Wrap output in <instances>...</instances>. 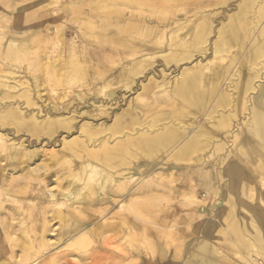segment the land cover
<instances>
[{"label": "bare ground", "instance_id": "bare-ground-1", "mask_svg": "<svg viewBox=\"0 0 264 264\" xmlns=\"http://www.w3.org/2000/svg\"><path fill=\"white\" fill-rule=\"evenodd\" d=\"M45 1L36 0L32 5L38 6ZM206 1L88 0L87 5L90 13L76 16V22L80 24L87 22V27L90 30L95 31L100 26L99 24L105 27L100 32H94L91 37L96 39L98 35L105 34L104 39H101V43L107 45L104 52H107L108 55L105 56L108 57L110 53L113 54L117 50L119 52L120 48H123L129 57L138 55L126 65V69L123 67L118 75L114 73L117 77L123 76L125 82H131L138 74H144L147 82H140L142 90L152 83L154 84L153 88L166 86L165 90H161L164 98L168 95L167 91L170 92L171 99L168 97L169 100L163 99L158 94L161 98L157 102L165 111L156 114L151 119L147 117L150 120L144 122L143 127L146 129L140 133L136 131L134 140L129 134L124 138L115 137L114 139L117 140H111L108 136L97 138L94 135L97 134L96 127L99 129L109 127L112 130L111 134L115 135L117 131L121 130L124 120L128 119L135 123L134 125L137 123L142 126L145 109L136 105L139 102L135 103V100L142 95V90L131 97L128 107L114 112L111 111V108V123L108 124L101 122L96 125L77 124L74 122L76 114L73 116V112L69 117L47 116L43 118L45 122L42 124L34 118V113H29V116L24 115L18 110V107L11 105H3L0 108V122L2 123L0 129H3L4 122H8L13 123L18 129H31L37 133L42 130L50 136L56 133L58 128H64L69 133L66 136L61 133L56 140L48 141L52 147L60 146L58 150L49 152L48 160L51 161V164H44L45 162L42 161L43 164L34 165V162L45 154L43 152L46 151L42 152L41 148L47 146V142L40 140L41 147L36 146L35 149H29L23 144L24 138L16 134L15 130L12 129L13 133L11 134L20 136L16 141L7 138V133L3 135L0 132V151L8 150V153H5L6 156L4 154V160L8 166H13L9 170L4 169V174L1 175L0 190L3 192L5 190L12 191L13 189L9 190L8 187L12 186L13 182H15L16 188L12 194L18 192L20 188H40L43 195L35 196L36 193L33 195L37 199L36 202H39L38 206H42V208L39 207L41 214L43 212L47 214L43 217L40 214V218L36 211L28 210L25 206L27 211L25 210L24 222H27L28 226L22 232L24 236H28L29 246L25 247L8 230L6 236L8 240L4 241H7V246L2 247L5 248L4 255H2L9 256L7 258L0 257V264H264V0H238L235 8L228 12L224 19H217L216 25L213 24L217 11L211 13L209 12L211 10H207L212 6L214 0ZM78 6H67V11L75 15ZM27 7L17 5L15 12H23ZM6 16L9 14L5 13L0 18L5 19ZM33 24L40 25L39 22ZM35 27L27 26L28 29L33 30L24 31L20 35L15 33L6 36L1 31L0 60L3 62L8 60L13 63L12 61H16L27 51L35 49L32 43L39 39ZM121 30L127 31L128 36L119 35ZM212 33L214 34L210 37ZM160 34H165L166 40ZM58 39L60 47L57 52H60L62 45L67 44L68 51L72 56H75V46L64 40L62 32ZM165 46L169 52L162 53ZM101 47L103 48V46ZM94 53L99 58L101 57L98 52ZM98 57L96 58L98 59ZM117 58L119 59L118 56ZM157 58L167 61L165 65H169L168 68H171L170 63L172 62L176 69L175 74L170 77V73H166L164 66L157 69V73H161L163 77L161 81H158L152 73L148 75L150 71L147 72V70L153 67ZM37 62L41 63L44 70L52 68L53 71L47 73L55 80L61 77L63 67L59 66V57L51 62L54 66H50L48 54L39 53L30 61V65ZM0 71L2 72L3 69L0 68ZM5 73L17 74V76L12 78L14 83L0 78V104H2V100L11 96L10 89H15L18 84L25 82L23 73L14 72V70L5 71ZM104 86L103 92L111 105L114 106L121 100L116 94L117 90L111 89L112 86ZM34 87L36 86L34 85ZM166 88L169 89L166 90ZM96 93L97 91H95ZM95 94L92 96L95 97ZM155 94L157 95V93ZM15 104L17 105V103ZM46 105L50 110H58L53 102H48ZM142 105L144 104L142 103ZM102 107L104 106L102 105ZM109 108L106 105L104 111ZM96 113H93L94 116L98 115ZM99 117H101L100 114ZM76 132H78L77 135H75ZM130 145L134 146L132 150L129 148ZM74 157L78 160H71ZM134 160L136 165L130 168V163L132 164ZM60 163L67 164L68 169L56 170L53 175L65 180L62 185L56 181L58 178L54 180L51 174L47 179L42 176V170L46 172ZM156 164L159 166L156 171L157 176L161 179H169L168 176H170L169 183H175L179 192L177 195L184 196V192L188 191L186 193L190 201H184L181 204L190 205L192 212L201 211L207 201L211 202L212 207L218 206L217 212L212 213L209 221L206 220L202 224L205 212L200 213L202 215H198L201 217L198 222L201 221V223L195 229L189 228L194 231L192 234L198 235L199 229L201 232L200 239L198 238L199 240L192 248H189L187 241L188 238L193 239V236L190 237V233L185 232L183 228L188 224L184 221L186 216H177V219L170 218L171 216L165 217L168 213H161V210L150 207L152 205L150 199L158 196L154 192L165 190L160 184L161 181L157 183L151 181L152 183L150 182L148 185L147 180L148 186H133L129 191H126L127 194H130V198L127 197L126 200L129 205L125 203L130 213L128 210L127 212L133 216L137 215L144 224L141 227L144 234L141 241H137L134 237V232L140 228L139 225L132 223L131 226L125 227L123 223L120 227H125L123 232L126 233V239L133 238V240H130L121 249L117 238L119 231H117L116 236H103L99 249L95 248L90 234L96 236L101 231H107L110 226V223H107L108 219H105L104 222L102 220L103 223H97L96 228L95 225L92 227L88 222L75 224L76 221L70 219L72 221L68 223V228L65 231L60 228L50 229L52 227V223H49L50 219L53 217L63 218L64 212L61 213L63 207L64 210L65 208L70 209L79 215V213L83 214L84 210L89 209L91 205H99L98 215L103 214L102 212L107 213L106 208L113 203V196H119L120 192L125 191L126 183L123 178L130 181V179H134L133 175L145 174ZM18 165L22 167L18 169ZM79 178H82L81 184H77ZM17 179L20 180L17 181ZM54 182L57 189L59 188L57 191L54 190L55 184L51 189L50 184ZM165 182L166 180H163V183ZM179 187L185 188L186 191ZM166 190L170 195L177 191ZM20 191L22 192V190ZM201 194L203 195L202 199H200ZM208 196H212L213 199L207 200ZM161 197L164 199L163 196ZM184 197L183 199L186 198ZM220 197V202L215 204ZM165 199L170 200L168 196ZM18 204L19 208L23 207L20 203ZM119 205V209L117 206L116 208L121 212L116 210V213L125 212L124 207L121 206L123 204ZM91 210L93 211V209ZM112 210L114 211V209ZM112 215L114 218L115 214ZM160 215H164V217L160 219ZM127 219L129 220V218ZM38 220H43V223L37 227ZM1 225L3 224L1 223ZM145 225L151 226V231ZM36 230L41 231L40 235H35ZM50 230L56 231L52 239L48 237ZM75 238H81L83 242H86V249H77L78 252H76V249L71 246L72 240ZM64 241L65 243H63ZM63 246L65 248H62ZM16 247L22 251V254L14 255ZM111 250H114L116 254H110ZM75 253H77L78 259L74 257ZM183 255L185 257L181 262Z\"/></svg>", "mask_w": 264, "mask_h": 264}, {"label": "rangeland", "instance_id": "rangeland-1", "mask_svg": "<svg viewBox=\"0 0 264 264\" xmlns=\"http://www.w3.org/2000/svg\"><path fill=\"white\" fill-rule=\"evenodd\" d=\"M34 1H36V0H0V16L4 15L5 13L9 14V16H6L5 19L4 18H2V19L0 18V32L2 31L3 33L6 34V36H10V35L15 34V33H17L16 35H20L24 31L28 32V31L33 30V29H30V28L29 29L27 28V26L32 25V26H36L34 29L38 31L37 34L39 35L38 36L39 39H37L34 43H32L33 44L32 46H34L35 49L29 50L26 53H24L22 56H20L18 58L19 60L17 59L16 61H12L13 63L9 62L8 60L7 61L5 60L4 62L0 60V68L3 69L2 72L0 71V76H1L0 78H5V79H7V82L14 83L12 81V78L17 76V74L16 75L6 74L5 71H9V70H14V72L23 73L25 75V78H24L25 82L22 83V84H18V86H16L17 89L15 88V89H10L9 90L11 96L8 97V98H5L4 100H2V104H0V108H2L3 105H5V106L11 105L12 107L13 106L18 107V110L23 112L22 114H24V115H28L29 113H34V118H36L42 124H44V122H45L43 120V118H45L47 116H54V115L62 116L63 115L64 117H69L72 112L74 114L73 116H75V114H76L75 119L74 118L73 119H74V122L77 123V124L89 123V124H92V125L93 124L96 125V124H99L100 122L101 123H106V124L111 123V111L114 112V111L120 110L123 107L124 108L128 107L131 97L135 96L138 92H140L142 90V88L140 87V82L141 81H143V82L146 81L145 80V76H143L144 74H138L136 77H134L131 80V82L130 81L129 82H125L123 76H122L123 78L121 76L117 77V75L123 70V67L126 69V65L129 64L130 61L134 60L138 55L137 56H133V57H129L127 55V52L124 51L123 48H120L119 49L120 53L117 50L116 52H113V54L110 53L108 57L105 56V55H108V54H106L107 52H104V49L107 48L106 47L107 45L104 44V43H101V39H104L105 34H102L103 36L98 35L96 37V39L95 38L94 39L91 38L93 36L94 32H100V31H102L101 29H104L105 27L102 24H99L100 26L97 29H95V31H93V30H90L87 27L88 26L87 22H82V24L76 22V16L90 13L88 5H87L88 4V0H72V1L71 0H52V1L51 0H46L44 3L38 4V6L32 5L34 3ZM204 1H206V0H204ZM212 1L213 0H207L206 2H212ZM74 2H75V4H74ZM237 2H238V0H235V1L234 0H214L212 2L213 3L212 6L207 8V10H211V11H209L211 13L217 11V15L218 16L215 15L216 17H215V21H214L213 25H216L218 23V20L224 19L225 15L228 12H231L235 8ZM17 5H25V6H28V7L23 12H15V7ZM66 5L67 6L79 5L78 6V10L75 12L76 14L72 15L71 12H68L67 11L68 7ZM220 8H221V10H220ZM221 12H223V13H221ZM98 14H100V13H98ZM38 22L40 23V25H34L33 24V23H38ZM46 25H48V27H46ZM45 29H47V30H45ZM79 31H81V32H79ZM60 32H62V35H63L65 41H69V42H71L72 46L73 45L75 46V53H76L75 56H72L70 51H68L67 44L62 45L61 48H60L61 49L60 52L59 53L57 52L58 48L60 47L59 39H58V36H59ZM128 34L129 33L127 31L121 30L119 35H121L122 37H125V36H128ZM213 34L214 33H212L210 37H212ZM168 35H169V33H168ZM44 36H46V37H44ZM160 36L161 37L163 36V38L166 40V35L165 34H160ZM43 37H44V39H43ZM155 37L157 38V35ZM85 40H88V41H85ZM89 40H90V42H89ZM94 40H95V42H94ZM91 41H93V42H91ZM96 41H98V42H96ZM75 43H77V44H75ZM101 46H103V48ZM40 47H41V49H40ZM36 48H38V49H36ZM95 51L100 54V56H101L100 58L98 57V55H95V53H94ZM38 52L40 54H43V53L44 54H48V60H50V66H54V64L51 63V62L54 59H56L57 57H59V66L63 67L61 69L62 75H61V77L59 79L55 80L54 77L49 76L47 72L48 71L52 72L53 71V70H51L52 68L44 70L40 62H37L34 65L33 64L30 65V61L34 58V56L39 54ZM166 52H169V51H168V48L165 46V50L162 53H166ZM113 55H115V56H113ZM117 56L119 57V59L117 58ZM96 57H98V59ZM114 57H116V58H114ZM94 60H95V62H94ZM165 62H167V61H164L162 58H157V60H156L155 64L153 65V67H150L147 70V72L150 71L148 73V75L152 73L158 81H161L163 79V77H162L161 73H157V69L160 68V67H164L165 66L164 68H165L166 73H168V74L170 73V77L173 76L175 74V72H176V69H174V66H173L172 62L170 63L171 68H168L169 65L168 66L165 65ZM107 63H108V66H107ZM7 64H9V65H7ZM39 67H40V69H39ZM9 68H11V69H9ZM125 69H124V71H126ZM41 70H42L43 73L40 72ZM44 72H45V74H44ZM40 73H41V75H40ZM114 73H116L117 75L114 74ZM43 75L45 76V79H44ZM97 75H99V76H97ZM38 77H40V78H38ZM112 79H113V82H112ZM40 80L43 81V82H41ZM31 81H32V84H31ZM55 81H57L58 83L55 82ZM34 82H35V84H33ZM143 82H141V83H143ZM36 83H37V85H36ZM34 85L36 87H34ZM104 85H106L107 87H109V86L111 87L112 86L111 89L117 90L116 94H117V96L119 95L118 97L121 100L118 99L120 101L116 102L115 103L116 105L114 104V106H113V105H111V102L108 101L109 100L108 97H106V95L103 92V88L105 87ZM117 86L118 87L120 86V87L118 88ZM129 86H130V88H129ZM147 86H148V87H146L147 89L145 88L144 90L141 91L142 95L140 96V98H137L135 100V103L139 102V103H136L137 106H139L141 108L144 107L143 109H145V114L143 115L144 118L142 117V119H143V125L142 126L141 125L139 126V124H137V123H136V125H134L135 123L130 122L129 119H128V120H124V122H123L124 124L122 123L123 126H122L121 130L117 131V133L115 135L111 134L112 130L109 129V127L106 128V129H99V127H96L95 132L97 134H95L94 137L101 138L102 136H108L112 140V139H114L117 136H120L118 138H121V137L124 138L125 136H127L129 134V135H131V139L134 140V138L136 136V135H134V133L136 131H138V133H140V132H142V130L146 129L145 127H143L144 126V122L149 121L156 114H159V113L165 111V110H162V107H160V103H158L157 101H159V99L162 96L161 90L162 91H163V89L165 90L166 86L164 85L163 87L153 88L154 84H152V83L148 84ZM24 88H26V89H24ZM38 88H41V89H38ZM167 89H169V88H166V90ZM95 91H97L96 94H95ZM145 91H147V92H145ZM0 92H1V88H0ZM154 92L157 93V95ZM100 93H101V95L99 96ZM164 93H166V92H164ZM167 93H168V95L166 94L167 97L165 96L166 99L164 98V96H162V98L165 99V100L171 99V95H170L169 90L167 91ZM36 94L38 95V97H37ZM92 94L93 95L95 94V97H93ZM158 94H160L161 96L158 95ZM163 95H165V94H163ZM156 96H158V97H156ZM153 97L154 98L156 97V98L152 99ZM168 97H169V99H168ZM84 101H85V103H84ZM48 102H53L55 107L56 108L58 107L57 108L58 110H50L49 108H47L46 104ZM125 102H126V104H125ZM15 103H17V105ZM142 103L144 105H142ZM156 103H157V105H156ZM95 104H97V105H95ZM102 105L104 107H102ZM106 105H107V107H110V108H109V110L104 111L105 110L104 108L106 107ZM154 105H155V107H153ZM97 106H99V107H97ZM148 106H150V107H148ZM111 108H112V110L110 111ZM80 111H82V113H80ZM95 112H97L96 114H98V115L94 116ZM77 113H79L78 116H77ZM138 113L140 114V111H138ZM99 114H100V116L102 118L99 117ZM101 114H103L104 116H102ZM90 115H91V117H90ZM92 115H93V117H92ZM86 117H87V119H86ZM98 117H99V119H98ZM147 117H149L150 119L147 118ZM7 123L8 122H4L3 123L4 127H2V128L5 129V130L0 129V132L3 133V135L5 133H7L8 136H6V137L7 138L9 137L10 139H14L15 141L18 138H20V136H22L24 138V140H25L23 144L29 149H35L37 147H41L40 146V140H42V142H47L48 145L41 148L42 152L46 151V152H43L45 154H43V156L40 159H37L34 162V165L35 164L36 165L37 164L41 165L44 162H45L44 164H46V163L47 164L48 163L51 164V161L48 160L49 159V152L50 151H54V150H58L60 148V146L52 147V145L50 146V143L48 141L56 140V138H58L61 133H62V135H65V136L69 134L68 132H66V129L58 128V131L56 133H54L52 136H50L47 133L43 132L42 130H40L41 132L37 133L35 131H32L31 129H27V130L24 129V128H19L18 129L13 123H8V124ZM0 124H2V123L0 122ZM12 129L15 130L16 134H19L20 136H14L13 134H11V133H13ZM77 134H78V132L75 133V135H77ZM72 136H70V137H72ZM49 138H50V140H48ZM38 140H39V142H38ZM114 140H117V139H114ZM34 143H35V145H34ZM132 147L134 148L133 145L129 146L130 150L133 149ZM46 148H48V149H46ZM5 153H8V150L0 151V156H1V158H0V172L2 171V173H0V182L2 181L1 175L4 174L3 173L4 169L5 170H9V169H11L13 167V166H8L6 164V161L4 160V157L6 156ZM4 154H5V156H4ZM71 160H78V159L74 157ZM38 161H40V162H38ZM42 161H43V163H42ZM135 165L136 164H135V160H134V161H132V164L130 163V168L134 167ZM20 167H22V166H19L18 169H20ZM67 167H68L67 164H61L60 163V164H57L55 167H51L46 172L42 170L41 173L43 172L42 176H45L46 179L51 174L52 178L54 180H56L58 177L56 175H53L54 172L56 170L62 171V169H68ZM158 167H159L158 164H156L152 168H150L149 171L147 173H145V174H142V173L140 175L139 174H135V175H133L134 179H132V180L130 179V181H128L127 178H123V181L126 183L125 191L120 192L119 196L118 195L113 196V201L112 202L114 204L112 203L111 205L107 206L106 210L108 212L105 210V212H107V213L102 212L103 214L100 213L99 214L100 216H99L98 215V213L100 211V209H99L100 206L99 205L98 206L91 205L90 206L91 208L90 207H89V209L86 208L84 210L83 214L79 213V215H78V213L76 211L73 212L70 209H66L65 208V210H70V211L66 212L64 210V207H63V211H61V213L64 212L63 213V218H56V217L54 218L53 217V219H50V220L48 218L49 223L50 224L52 223L51 224L52 227L50 229H54V228L58 229V228H60L62 231L63 230L65 231V229L68 228V223L70 221H72L70 219H74V222L76 221L75 224L76 223H82V222H88V223H90V225H92V227L95 225V228H96L97 223H103L105 221V219H108L107 223H110V226L108 227L109 229L107 231H104V232L101 231L100 233L97 234L98 236L90 234V238L92 239L93 245L95 246V248L99 249V246H100V244L102 242V239L105 236H107V235H115L116 236V234L118 233L117 231H119V234H117V238H118V243L120 245V248L121 249L124 248L128 244V242L130 240H133V238L132 239H130V238L126 239V233H124L123 230H124L125 227L131 226L132 223L135 224V225L136 224L139 225L140 228L138 229L137 232H134V237L136 238L137 241H141L143 239V235H144L141 227L144 224L140 221V219H139V217L137 215L133 216L132 214L131 215L129 214L130 211H129L128 207L126 206V204L129 205L128 204L129 202L126 203V200H127V197L130 196V194H127L128 192H126V191H129L130 188L133 187V186L137 187L138 185H141V186L144 187V186L150 185L151 181L153 183L154 182L157 183L158 181H161L160 184L165 188V190H161L162 193L159 192V191L157 193L154 192V194H157L158 196L160 194V197L157 196V197H155L153 199H150L151 200L150 203L152 204L150 207H152L153 209L155 208V210H157V209L161 210L160 211L161 213H164V212L168 213V215H166L165 217H167V216L170 217L171 216L170 218H176L177 219L180 216H182V217L186 216V218H184L185 219L184 221L186 223H188L189 225L186 224L187 226H183V228L185 229V232L190 233V237L193 236L192 237L193 239L188 238V241H187V243L189 245V248H192L197 243V241L200 239L201 232L199 231L200 230L199 229L197 231L198 235L192 234L194 231L190 230L189 228L193 227L195 229L197 227V225L199 223H201V221L198 222V220H200L199 218H201L198 215H202L200 213H203V212L207 213V214H205V213L203 214L204 215L203 217H205V219H203L202 224L206 220L209 221L211 219L210 217H211L212 213H216L217 212V207L218 206L212 207L211 202L207 201L206 205H204V208L201 211L199 210L196 213L192 212L190 210V205L187 206V205L181 204V202H184V201L189 202L190 201L189 198L187 197L188 196V194H187L188 191H186L185 188L179 187V188L184 189L187 192V193L184 192V194H185L184 196L186 198L183 195H177V194H179V192L177 190L178 188L175 186L174 182L172 184L169 183L170 176H168L169 179H167V178L161 179V178H159V176H157V172L156 171H158ZM137 178H139V179H137ZM177 178H179V176H177ZM18 180H20V179H17V181ZM147 180H148V185L146 184ZM163 180H166V182L163 183ZM56 181L60 182V185H62L65 180H63L62 178H58ZM81 181H82V178L77 179V184H81L82 183ZM140 182L141 183L143 182V183L141 184ZM14 184H15V182L12 183V186L8 187L9 190H12V189L14 190L16 188V185H14ZM54 184H55V182L50 184L51 185V189L54 188ZM11 187H13V188H11ZM36 189H38V190H36ZM166 189H169V190L171 189V191H174V190L175 191L177 190V191H176L175 194L172 193L170 195L168 190H166ZM20 190H22V192ZM54 190L55 191L59 190V188L57 189V185L56 184H55ZM188 190H189V188H188ZM12 191L5 190L4 192H6V193H4L2 190H0V214H1L0 215V226H2L0 228L3 229V230L0 229V251H1L0 252V257H5V258H7V256H9V255L3 256L4 255L3 252L5 251V248H2V247H6L7 246V241L6 242H4V241L8 240L7 237H6L7 233H8V230L10 232H12V236H14L15 238H18L19 240L18 239L17 240L21 241L25 245V247H26V245L29 246V242H28L29 238H28V236L26 234H25L26 236H24V234L22 232V230H24V228H26L28 226V223L24 222L27 209L36 211V213L38 214V216L40 218H41V215H42V217L47 215V214H44V212H43V214H41V211H40L39 207L42 208V206H38L39 202L38 201L36 202L37 199L35 198V196H42L43 195L41 193V191H40V188H38V187H32V189L20 188L18 190V192H13V194H12ZM26 191H28V192H26ZM29 194L30 195L32 194V195L30 196ZM33 194H35V196ZM152 194H153V191L151 192V195ZM3 195H5V196L3 197ZM166 195L169 197L170 203H167L169 201L167 199H165L167 197ZM161 196H163L164 199H162ZM177 196H178V198H177ZM182 196L185 199H183ZM202 198H203V195L201 194L200 195V199H202ZM212 199H213L212 196L211 197L210 196L207 197V200H209V201H211ZM6 200H8V201H6ZM156 200H158V201H156ZM162 200H164L165 202L162 201ZM220 200H221V197L215 202V204L220 202ZM171 201H173V202H171ZM157 202H159V203H157ZM12 203H13V205H12ZM14 203L15 204L17 203V205H15ZM18 203H20V205L23 206V207H20L21 209L18 207V205H19ZM42 203H43V201H42ZM30 204H32V205H30ZM119 204H123L121 206L124 207V211L125 212L116 213V210H117V212H121V211L118 210L119 206H120ZM154 204H156V205L154 206ZM25 206L27 207V209L25 208ZM116 206H117L118 209L116 208ZM13 207H14V209H13ZM206 208H207V210H206ZM16 209H18V210H16ZM91 209H93L94 212ZM108 209H110V210H108ZM112 209H114L115 212ZM169 209L172 210V211L170 212ZM37 210H39V211L37 212ZM121 210L123 211V208ZM127 210H128L129 213L127 212ZM96 211H98V212H96ZM20 212H22V213H20ZM80 214H81V216H80ZM112 214H115L114 218H113ZM174 214H175V216H173ZM124 215H125V217H124ZM193 215H195L194 217H196V218H194ZM1 216H2V218H1ZM132 216H133V218H132ZM136 217H138V218H136ZM162 217H164V215H160V219H162ZM127 218H129V220ZM3 220H4V222H3ZM102 220H103V222H102ZM137 220H139L140 223H139V221L137 222ZM37 222H38V224H37V227H38V226H41V224L43 223V220L42 221L38 220ZM39 222H40V224H39ZM57 222H59L60 224L57 223ZM1 223L4 226H6L5 230H4V226L1 225ZM12 223H13V225H12ZM20 223H22V224H20ZM123 223L125 225L124 228L120 227V225H122ZM17 224H18V226H17ZM20 226H21V228H20ZM145 226L147 227L148 230L151 231V229H152L151 226H147V225H145ZM6 230H7V232H6ZM113 231H115V232H113ZM55 232L56 231L53 232L52 230H50V236H48V237H51V239H52L53 234ZM109 232L112 233V234H110ZM40 233H41L40 230H36L35 235L36 236H37V234L40 235ZM23 240H25L26 242L23 241ZM65 241L63 243H65ZM72 241H73L72 242L73 244L71 246L76 249V252H78L77 249H83L84 250L87 247V243L83 242V240L81 238H75ZM60 242L62 243V241H60ZM93 245H92V247H93ZM16 248H14V250L16 252V253H14V255L16 256V255L22 254V251H19L20 249H18V248L16 249ZM62 248H65V247L63 246ZM109 253L112 254V255L116 254L114 250L109 251ZM74 255L73 256L76 259L79 258L77 253H75ZM185 255H186V253H185ZM185 255H183V257L181 258V260H180L181 262H182V260H184Z\"/></svg>", "mask_w": 264, "mask_h": 264}]
</instances>
